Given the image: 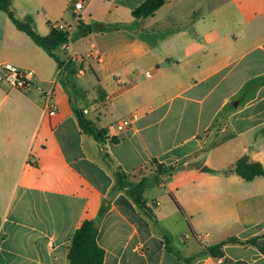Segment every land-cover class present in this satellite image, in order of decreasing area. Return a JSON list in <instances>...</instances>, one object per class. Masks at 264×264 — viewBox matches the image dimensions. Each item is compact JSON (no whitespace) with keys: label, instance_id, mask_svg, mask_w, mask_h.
I'll list each match as a JSON object with an SVG mask.
<instances>
[{"label":"crops","instance_id":"0c3cea01","mask_svg":"<svg viewBox=\"0 0 264 264\" xmlns=\"http://www.w3.org/2000/svg\"><path fill=\"white\" fill-rule=\"evenodd\" d=\"M77 1L10 0L41 36L73 24L57 55L89 56L74 74L0 11V75L4 63L32 72L24 90L0 84V264H67L84 220L103 264H264L249 244L208 252L228 238L264 249V176L202 171L244 156L264 167V0H164L146 19L131 16L146 0H84L75 20ZM79 23L106 29L77 36ZM76 110L105 131L101 141L81 131ZM131 113L133 127L117 132ZM153 162L180 169L144 189V211L116 171L136 185Z\"/></svg>","mask_w":264,"mask_h":264},{"label":"trees","instance_id":"16d2710c","mask_svg":"<svg viewBox=\"0 0 264 264\" xmlns=\"http://www.w3.org/2000/svg\"><path fill=\"white\" fill-rule=\"evenodd\" d=\"M164 4V0H146L135 8L131 12V16L134 19H146L154 15V13ZM0 11L4 12L14 27L26 34L36 45L41 47L50 58H52L62 70H69L71 64H67L63 60H60L57 55L61 46L67 44L68 33L57 26L49 25L50 31L48 35L41 36L34 29L32 19L19 20L15 17L14 12L11 9L10 0H0ZM77 36H85L95 31H104L100 24L94 23L92 25L85 26L79 23ZM114 28H112L113 30ZM108 30V29H107ZM70 73L74 74L75 71L71 70ZM231 109V107H229ZM75 115L78 121L79 128L85 134L91 135L97 141L103 139L105 133L104 130H98L95 125L86 118L85 113L80 110L75 111ZM155 171L152 176H143L136 185H130L125 182L124 173L121 170L116 171V181L119 190L125 191V193L133 200L139 209L148 211L143 199L142 193L144 189L153 182H159L162 176H171L180 167H171L164 169L163 166L153 162ZM200 167V165H197ZM202 171L206 173H233L242 178L245 181H252L257 177L264 176V167L259 163H252L248 161V157L244 156L237 160L232 166L224 171H214L207 167H202ZM160 178V179H159ZM1 239V236H0ZM258 238L249 239L246 241H240L237 238H228L227 240L211 246L208 248V252L213 257L217 258L222 256V247L228 243L249 244L256 246L264 254V249L260 247L257 242ZM67 264H103L104 250L97 243V228L94 221L84 220L80 226L76 229L74 234L70 238V244L68 248Z\"/></svg>","mask_w":264,"mask_h":264},{"label":"built area","instance_id":"2783aa9c","mask_svg":"<svg viewBox=\"0 0 264 264\" xmlns=\"http://www.w3.org/2000/svg\"><path fill=\"white\" fill-rule=\"evenodd\" d=\"M85 2L84 0H79L75 2L74 4V14H75V20L79 17V14L82 12L84 8ZM58 28L66 31L68 33V40L70 39V34L72 32L73 24L69 25L68 27L64 28L63 26H57ZM89 56H76V55H69L66 58V63L67 64H72L75 59L79 58V60L83 61L87 59ZM2 69V76H0V82L4 81L7 83L10 87L15 88V89H20L24 90L28 87L31 86V78H32V72L31 71H22L14 67L13 65L9 63H4L1 65ZM78 75H82L84 70L83 69H78L77 71ZM146 77H149L147 74ZM46 104L47 108L49 109V115H53L56 111V106L53 102V99L51 95L46 96ZM138 119V115L136 113H131L128 116L123 117L116 125L115 129L117 132H124L129 129H131L135 123V121ZM164 179L160 180L158 183H164Z\"/></svg>","mask_w":264,"mask_h":264},{"label":"rangeland","instance_id":"374dc122","mask_svg":"<svg viewBox=\"0 0 264 264\" xmlns=\"http://www.w3.org/2000/svg\"><path fill=\"white\" fill-rule=\"evenodd\" d=\"M11 8H12V6H11ZM13 12H15V11H13ZM0 14H2V13H0ZM3 17H4V15H2ZM16 16L18 17V15L16 14ZM5 18V17H4ZM7 20V19H6ZM33 25H34V23H33ZM134 30H136L137 31V28L135 27V28H133ZM140 32V31H139ZM91 73H88V75H90ZM0 76H2V74L0 75ZM82 82V80H80V81H77V83H81ZM0 84L2 85V84H4V85H6V83L4 82V81H1L0 82ZM109 127H112V120L110 121V124H109Z\"/></svg>","mask_w":264,"mask_h":264},{"label":"water","instance_id":"95a60500","mask_svg":"<svg viewBox=\"0 0 264 264\" xmlns=\"http://www.w3.org/2000/svg\"><path fill=\"white\" fill-rule=\"evenodd\" d=\"M236 105H237V102H233V103L231 104L232 107H236Z\"/></svg>","mask_w":264,"mask_h":264}]
</instances>
